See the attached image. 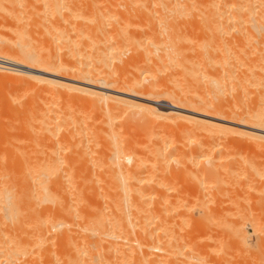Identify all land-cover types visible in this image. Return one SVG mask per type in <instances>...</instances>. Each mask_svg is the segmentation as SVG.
<instances>
[{
  "label": "bare ground",
  "instance_id": "6f19581e",
  "mask_svg": "<svg viewBox=\"0 0 264 264\" xmlns=\"http://www.w3.org/2000/svg\"><path fill=\"white\" fill-rule=\"evenodd\" d=\"M0 19L13 23L8 27L0 24L7 30L0 31V79L19 83L30 76L33 81H28L30 85L26 81L29 90L22 92L26 97L24 118L20 114L21 119L18 114L12 116L17 111L11 105L3 107L0 99V138L17 143L12 144L14 150L11 144L5 145L11 152L0 154V264H33L37 252L32 256L28 247L37 245L40 249H33L39 250L37 257L42 260L34 264H236L237 259L238 264H264V259L254 257L255 251L248 246L251 257L249 252L248 258L243 256L247 254L240 245L246 246L248 232L241 217L230 220L228 215L219 226L227 230L226 234L231 233L232 238L225 239L232 240V247L241 248L244 254L236 253L237 257H246H240L244 262L233 254L231 244L227 247L228 243H223L231 253L222 246V238L217 236H224V231L216 230L219 235L214 237V246L200 244L193 237L197 233L191 234L194 240L190 239L191 229L187 228L189 233L182 230L186 225H192L193 232L199 231L206 222L213 225L216 221L212 218L221 216L222 211L218 214L219 209L212 206L218 196L211 195L212 200L211 193L202 189L209 192L215 186L209 187V183L202 187L199 181L201 188L192 180L197 185L188 192L184 188L190 183L184 188V183H178L186 169L196 180L204 176L205 184L221 177L224 165L212 156L207 164L203 162L205 165L201 158L194 161L202 163L195 167L200 166L205 175L190 169L200 150L205 156L199 157H206L208 148L217 152L213 147L216 141L233 138L232 142L240 140V145L243 139L247 143L252 140V144L264 142V0H0ZM7 62L88 87L24 71L12 73L3 65ZM62 97L103 118L93 125L88 122L90 116L80 115L81 107L76 116V111L61 114L57 106ZM21 99L18 97V102ZM161 101L169 102L174 109L158 108L156 103ZM222 110L230 119H218L216 115H223ZM7 116L12 118L8 120ZM126 116L149 131L150 141L138 143L119 131L118 121ZM16 118L20 119L18 123ZM27 138H34V145L39 142L36 146L42 149V155L38 147L34 148L38 150L34 157L31 146H22L30 145ZM190 143L197 144L195 150ZM186 144L193 148L190 155L184 149ZM173 149L178 153L177 160L172 157ZM28 152L35 160L25 163L22 156ZM185 155L191 165L183 164ZM171 158L176 167L180 161L185 169L173 168ZM207 195L211 201L205 199ZM80 198L85 200L81 203ZM85 201L90 203L88 207ZM257 223L252 224L258 230ZM26 228H31L30 235ZM28 236L35 246L31 241L32 245H27ZM47 238L52 243L51 251H56L54 259L48 256ZM29 254L32 258L27 263Z\"/></svg>",
  "mask_w": 264,
  "mask_h": 264
},
{
  "label": "rangeland",
  "instance_id": "374dc122",
  "mask_svg": "<svg viewBox=\"0 0 264 264\" xmlns=\"http://www.w3.org/2000/svg\"><path fill=\"white\" fill-rule=\"evenodd\" d=\"M0 21H1L0 24L2 23V26H5V27H6L7 25H8V26L13 25V23L11 24V20H7V21H10V24H9L8 22H6L5 20H3V19H0ZM4 21H5L6 24L4 23ZM8 26H7V27H8ZM5 27H1V26H0V28H1L0 31H1L2 33H5V32L7 31V30L5 29ZM7 29H9V28H7ZM3 30H4V31H3ZM3 65H4V67L7 68V70H9L10 72L12 71V73L14 72V70H15V71L17 70V71H24V72H26V73H28V74H32V75L34 74V75L39 76V77H42V78H52V77H53V76H51V75H48V74H45V73L43 74L42 72H38V71H35V70H32V69H29V68H26V67H19V66L12 65L10 62H7L6 64H3ZM26 77H28V78H26L25 81H24V79H23V80H21V82L19 81V83H17V82H18L17 80H15V81H16V82H15L14 80H7V81H6V79H5V80L3 81V79H0V99H3V100H1V101L3 102L2 104H4L3 107L5 106V108L7 109V108H10V105H11V109L17 111V112H16L14 115H12V116H15L16 114H18L17 116H19L20 119H21V116H22L23 118H24V116H25V115H23V114H25L23 109L25 108L24 106L26 105V104H25V103H26V97H23V96H22V95H23L22 92L24 93V89H25V91H26V89L29 90V87H30V86L28 87V83H29V85H30V82H28V81L31 80V83L33 84L32 78H31L30 76H26ZM53 78H55V77H53ZM27 79H29V80H27ZM55 79L65 80V82H67V83H69V84H72V85H74V86L88 87L87 85H85V84H83V83H80V82H77V81H69L68 79H61V78H59V77H56ZM1 81H2V82H1ZM8 81H9V82H8ZM10 81H11V82H10ZM23 81H24L25 83H24ZM26 81H27L28 83H27ZM13 82H15V83H13ZM12 83H13V84H12ZM21 83H22V85H21ZM17 84H18L19 86H18ZM32 84H31V86H32ZM16 85H17V90H18L17 93H16V90H15ZM25 87H26V88H25ZM26 92H27V91H26ZM105 92H107V93H109V94H114V95H116V96H118V97H120V98H122V99H133L132 96H130V95H125V94H122V93H116V92H113V91H105ZM14 94H15V95H16V94H17V95L20 94V95L22 96V98H24L25 100L23 101V99H21V96H20V95H19V96H16L17 98H16V97H13V96H15ZM24 94H25V93H24ZM9 97H10V99L12 98L11 100H13V102H12L11 100L8 99ZM18 97H20V99H21L20 102H18ZM15 98H16V99H15ZM7 99H8V100H7ZM14 99H15V101H14ZM4 100H5V101H4ZM16 100H17V101H16ZM68 100H69V99H67L66 97H62V100H60V102H61V101L63 102V103H60V102H59L60 107H58L59 105L57 106L58 111H59L60 113H61V112H62V113H67V111H69L68 114H71L73 111H74V112L76 111V112L73 114L74 116H76V113H78V110L80 111V109H82V110H81L82 112H79L80 115H84V117H86V118H88V117L90 116V117L88 118V120L90 119L88 122L91 123V124H93V125H98V124H97L98 122H97V123H95V122H96V121H99L100 119L103 118V117L101 116L100 113H95V115H94V113H90L91 111H90L88 108H86V109H87V110H86L84 106H83V107H84V108H83L82 105H79V106H78L77 103H75V102H73V101H70V100L68 101ZM134 100H138V101L145 102L144 100H139L138 98H137V99L134 98ZM24 102H25V103H24ZM70 102H71V103H70ZM10 103H11V104H10ZM19 103H21V104H19ZM72 103H74V104L71 105ZM14 104H15V105H14ZM61 104H63L62 106H64V107H62ZM75 104H76V105H75ZM13 105H14V106H13ZM17 105H18V106H17ZM22 105H24V106H22ZM65 105H66V106H65ZM156 106H157L158 108L165 109V110H173V109H174L173 106H172L169 102L167 103L166 101L157 102V103H156ZM16 107H17V108H16ZM61 107H62V108H61ZM80 107H81V108H80ZM13 108H14V109H13ZM64 108H65V110H64ZM79 108H80V109H79ZM25 109H26V108H25ZM18 110H19V111H18ZM21 110H22V111H21ZM65 111H66V112H65ZM180 111H181V110H180ZM220 111H221V110H220ZM18 112H19V113H18ZM184 112H185V111H184ZM222 112H223V115H222V113L220 114L219 112H218V115H216V116L218 117V119H221V118H222V119H225V118H226V120L230 119V118L224 117V115L227 114V111H223V110H222ZM62 113H61V114H62ZM88 113H89L90 115H89ZM186 113H189V112H186ZM19 114H20L21 116H20ZM190 114H191V113H190ZM192 114H193V113H192ZM6 115H7V114H6ZM77 115H78V117H81V116H79V114H77ZM91 115H92V116H91ZM193 115H196V114H193ZM212 115H215V114H212ZM93 116H94L95 118H94ZM127 116H128V115H127ZM127 116H126V118H125V119H126L125 123H124V122H123V124L121 123V122L124 121L125 119H124V120L122 119V121H121V119H120V120L118 121V123H119V124H118L119 131L121 130V132H122L123 134L128 135V136H129L130 138H132V139L134 138L133 140H134V141H137L138 143L141 142V141H143V142H141V143H145V142L150 141L151 137L149 136V134H150L149 131H148L146 128H144V126L139 125L138 122H136V121H133V122L130 121V120L128 119ZM196 116H201L200 118H208V117H205V116H203V115H196ZM219 116H220V117H219ZM221 116H222V117H221ZM82 117H83V116H82ZM91 117H92V118H91ZM11 118H12V117H11ZM11 118H10V116H9V118H8V116L6 117V119H8V120L11 119ZM23 118H22V119H23ZM99 118H100V119H99ZM123 118H124V117H123ZM16 119H18V121L15 120V121H17V123H18L20 119H19V118H16ZM94 119H95V121H94ZM11 121L14 122L13 120H11ZM120 121H121V122H120ZM127 121H130V122L127 123ZM92 122H93V123H92ZM219 122H221V121H219ZM15 123H16V122H15ZM15 123H14V124H15ZM99 123H101V122H99ZM222 124H225V123H222ZM225 125H228V124H225ZM236 126H237V125H236ZM127 127H128L129 129H128ZM237 127L245 128V129H249V128L244 127V126H237ZM142 128H143V129H142ZM140 129H142L143 131H141ZM132 130H133V131H132ZM123 131H124V132H123ZM141 132H142V133H141ZM130 135H131V136H130ZM151 136H152V135H151ZM12 139H13V138H12ZM12 139H11V140H12ZM14 139H19V140H20V138H14ZM27 139H31V141H30V140H26V142L30 141V142L33 143V144L31 145V143L28 142V143H30V145H27V143L24 145V143H23L22 146H25V149L27 148L26 146H28V148L31 146V147L33 148V149H31V150L34 151V148H35V147H38V146H36V145H37V144L39 145V142H35L36 144L34 145V141H35L34 138H33V139H32V138H27ZM35 139H37V138H35ZM38 139H39V138H38ZM235 139L237 140V138H234V140H235ZM240 139H241V138H240ZM1 140H2L1 144L5 147V149L3 148V152H4V153H3V152H2V148H0V150H1V152H2V153H0V154H1V155H4L5 152H8V151H9V149L6 150V149H7L6 146H7V145H10V144H11V143H10L11 141H10L9 138H8V139L6 138V140H5V138H3V139L0 138V141H1ZM4 140H5V141H4ZM19 140H17V141H19ZM232 140H233V138H232ZM232 140H230V139L228 140L229 142L231 141V143H228V141L226 142L225 140H224V141L222 140V142L220 141L221 144H222L223 142H226L227 145H226L225 143H223V145H220V143L216 141V142L213 144V147H214V146L217 147V149H216L217 152L215 151V148H214L213 152H211L212 149H210V148H208V150H209L210 152H208V151H206V150H205V151L203 150V151L205 152V154H206V152H207V154H206V157H207V158H206V157H203V156H202V157H201V156H200V157L198 156V154H199V155H200V154H201V155L203 154V153L201 152L202 150H200V153H198V154L196 153V155H195V157H196L195 160H194V158H193V161H191V163L193 162L192 165L189 164V163H190V162H189L190 160L188 161V156H187V155H185L186 158H181V159L183 160V164H184V165L187 164V163L189 162L187 165H191V166H190V169H192L193 171H194V170H198L197 172H196V171H194V172H196L197 175H198V172H200L199 175H200V176H203L204 173L201 172V169H202V168L200 169V168H199L200 166H199L198 169H197L196 167H197L198 165L202 164L204 161H206V162H204V163L207 164V160H210V157L212 156L213 158H215V159L217 160L218 163H219V162H222V163H223L222 166L224 165V170H226V171L223 170V171H222L223 173L221 172L222 169L220 170V172H221V174H222V175L220 174V176H221V177H219L220 179H219L218 176H217V177H216L217 179L214 177V178H213L212 180H210V181L207 180V183L205 184V183H204V182H205V181H204L205 179L202 180V179L204 178V176H203L202 178L199 176L200 179H201V180H199L198 176L196 175V176H197V179H198V180H196V178L194 179V178L191 176V173H190L191 170L189 171V170L186 169V170H184V172H185V176H183V179L181 178L182 181H181V179H180V181H179L178 183H179V184H183V183H184V184H183L184 186L182 185L183 188L186 187L188 183H190V184H189L190 187H189V185H188V187L184 188V189L188 190V192H190V190L192 189L191 187H194V186L197 185V184H199L198 186H200L202 183L199 182V181H202V182H203L204 185L202 184V185H203L202 187H204L205 185H208V184L210 183V184H209L210 186L208 185L209 187H211V186L214 187V186H215V187H214V190L218 189V190H216V191L219 192L220 195H217V193H216L213 189H210L209 187H208V188L210 189V191L207 192V190H205V188H202V187L200 186V187L205 191L206 194L211 193V194H209L210 196L207 195V197H205V199L208 198V196H209L210 198H212L211 195H214V194H216V196H218V198L215 197L216 200H215L214 198H212V200L214 199V201H212V203H213L212 206H215V207H216L215 209H217V210L219 209L218 214L222 211V212H221V216L219 215L220 218L217 217V216H216V218H212V219H214V221H216L217 223H216V222H213V221H211V223L213 222V225H214V223H215V224H217V226H219V222H220L221 220H222V221L227 220L226 218H228V215H229L230 217H232V218L229 217L230 220L233 219V216H234L235 218H237V217H241L243 220H245V221H243V223L245 224V225H244V226H245L244 228H245V229L247 230V232H248V233H247V243H246V246H245V245H244V246L240 245V246H241V248L243 247V249H244V251L246 252L247 255H245L244 253H241V252H240V251H241V250H240V249H241L240 247H236V248H235V247L233 246V247H234V249H233L232 245H234V244H231V243H233V242H231L232 240H230V239L232 238V237L230 236L231 233L228 232V233H227L228 235H227V234H226L227 230H226V232H225V231H224L225 229H224L222 226L217 227V226H215V225L213 226L212 224H209L210 222H209V223L206 222V223L203 225V227H202L199 231H195V232H193V231H192V227H191L192 225H188V226L186 225V226L184 227V228H186V229H182V230H185V231H186L187 228H190L191 231H190V230H187V231H186V232H188V233H189V231H190V236H189L190 239H192V238H191V234H193V233H197V235H195V234L193 235V237L195 238V240H198L199 242H200V241L203 242V243L200 242V244L202 243V244H204V245L207 244V245H212V246H214V243H213V242H215V241H214V237H216V235H219V234H217L216 230L219 231L218 233H221V231H224V236H223V235H219V236H217V237H218V238H222V241H223V242H222L221 244H222L223 247H225V246H226L225 244H227V243H228V244H227V247H228L229 244H231V245H230V246H231L230 248L234 250V251H233V254H234L236 257H237V255H239V254L241 253V254H244L243 256H246V257L248 258V255L251 253V252H249L248 250L252 249V250H254L255 252H256V251L258 252V253H257V252H256V253L253 252L254 254L252 253V255H253L254 257H256V258L258 257L259 259H264V253H262V251L264 250V249H262V248L264 247V225H263V224H264V220H263V219H264V207H263V206H264V193H262V191H263L264 189H262V188H264V187L261 188V184H263L264 182H263V183L260 182L261 180L263 181L264 178L261 179L262 177H261V178L258 177V175H259V176L261 175L260 173H262V175L264 176V171H263V170H264V149H263V148H264V146H263V145H264V142H260V141L256 142V141H254L255 144H254V143L252 144V142H253L252 140H251V141L248 140V143H247V140L245 139V141H244V139H243V141L241 140V145H240V140H239V138H238L239 142L237 141L239 144H238L236 141L232 142ZM7 141H8V142L10 141V142L8 143ZM15 141H16V140H15ZM15 141L13 142V140H12V142H13L12 144H13V145L16 143ZM21 141L24 142V138H23V140H22V138H21ZM37 141H39V140H37ZM144 141H145V142H144ZM243 142H244V143L246 142L247 144H249V145L251 144V145L249 146V145H247V144L245 143L246 145H244V146H245V147H244V146H242V145L244 144ZM250 142H251V143H250ZM259 142H260L261 144H259ZM3 143H4V144H3ZM19 143H20V141L18 142V144H19ZM21 143H22V142H21ZM12 144H11V145H12ZM16 144H17V143H16ZM187 144H188V143H187ZM187 144H186V147H184V149H185V151L187 150L186 152H188L189 155H190V152L192 151L193 148L191 149V147L188 146ZM190 144H191V143H190ZM215 144H216V145H215ZM236 144H238L239 146H237ZM2 145H1V147H3ZM5 145H6V146H5ZM13 145L10 146V147H12V149L14 150V149H16V148H13V147H14ZM191 145H192V144H191ZM193 145H194V144H193ZM193 145H192V147H194V150H195V147L197 146V144H196L195 146H193ZM252 145H253V146H252ZM15 146H16V145H15ZM18 146H20V148H19V149H20V152H19V153L21 154V151H23V148H22L21 144L18 145ZM218 146H219V147H218ZM226 146H227V147H226ZM246 146H247V147H246ZM251 146H252L253 148H252ZM254 146H255V147H254ZM16 147H17V146H16ZM198 147H199V146H198ZM220 147H221V148H220ZM239 147H240V148H239ZM242 147H244V148H242ZM223 148H226V149H223ZM241 148H242V149H241ZM19 149H17V151H19ZM35 149H36V148H35ZM222 149H223L224 152L222 151ZM38 150H40V153H41L42 149H39V147H38ZM38 150H37V152H38ZM225 150H227V151H225ZM261 150H262V151H261ZM15 151H16V150H15ZM17 151H16V152H17ZM29 151H30V150H29ZM33 151H32V152H33ZM174 151H175V150L173 149L172 157H174V158L177 160V155H178V153H177L176 151H175V152H174ZM214 151H215V152H214ZM256 151H257V152H256ZM9 152H11V149H10ZM13 152H14V151H13ZM16 152H14V153H16ZM35 152H36V150L34 151V157H35V154H36V156H37V154H38L37 152H36V153H35ZM218 152H220V153H218ZM222 152H223V153H222ZM225 152H226L227 154H225ZM40 153H39L38 157L40 156ZM42 153H43V151H42ZM42 153H41V155H42ZM174 153H175V154H174ZM176 153H177V154H176ZM209 153H210L211 155H210ZM214 153H215V154H214ZM216 153H218V154H216ZM8 154H9V153H8ZM27 154L30 155L31 153L29 154V152H28V153H26L24 156H27ZM173 154H174L175 156H174ZM224 154H225V155H224ZM251 154L253 155V157H252ZM203 155H204V154H203ZM208 155H209V156H208ZM217 155H218V156H217ZM219 155L222 156L221 158H219V159H221L220 161L218 160ZM24 156H22V161L25 160V161H23V162H25V163L28 162V161H30V162L32 161V162H33V161L35 160V158L33 157V153L30 155V156H32V157H31L32 159L30 158V160H29V156H27V157H24ZM185 156H184V157H185ZM197 156H198V157H197ZM204 156H205V155H204ZM214 156H216V157H214ZM234 156H235V157H234ZM240 156H241V157H240ZM178 157H179V156H178ZM212 157H211V160L213 159ZM227 157H228V158H227ZM23 158H24V159H23ZM33 158H34V159H33ZM36 158H37V157H36ZM200 158H201V159H200ZM203 158H204V159H203ZM243 158H245V159H243ZM253 158H254V159H253ZM196 159H197V160H196ZM199 159H200V161L203 160L202 163H200V162H199L200 164H197V162L194 163V161H199ZM224 159H225L226 162L223 161ZM251 159H252V160H251ZM27 160H28V161H27ZM178 160H179V159H178ZM250 160H251V161H250ZM253 160H254V161H253ZM173 161H174V159H173ZM173 161H172V158H171V162L173 163L171 166H173V165L175 166V165H176V164H174V162L176 163V161H174V162H173ZM231 161L234 162V165H236V166L232 165V164H231V163H232ZM247 161H248V162H247ZM184 162H185V163H184ZM230 162H231V163H230ZM243 162H244V163H243ZM252 162L255 164V166H258V167L255 168V166H253ZM204 163H203V164H204ZM224 163L227 164V167H226V168H225L226 164H224ZM239 163H241V164H239ZM180 164H181V163H180V161H179V167H178V165H177V167H176V166H175V167H176V168H181V167H182V169H185V168H183L184 165H183V164L180 165ZM194 164H195V165H194ZM196 164H197V165H196ZM205 164H204V165H205ZM219 164H220V163H219ZM182 165H183V166H182ZM193 165H194V169H193ZM204 165H203L202 167H204ZM229 165H230V166L232 165V168L230 167V168L228 169ZM240 165H242L243 167L240 166ZM247 165H248V166H247ZM251 165H252L253 167H252ZM259 165H260V166H259ZM174 166H173V168H174ZM180 166H181V167H180ZM195 166H196V167H195ZM222 166H221V167H222ZM245 166H247V167H245ZM250 166H251V167H250ZM191 167H192V168H191ZM248 167H250V168H248ZM259 167H260V168H259ZM195 168H196V169H195ZM233 168H234V169H233ZM244 168H245V169H244ZM246 168H247V171H246ZM251 168H252V169H251ZM199 169H200V170H199ZM227 169H228V170H227ZM236 169H237L236 172L233 171V170H236ZM253 170H258V172L255 173V171H253ZM228 171L231 172V174H230V173L228 174ZM239 171H240V172H243V171H244V172H243V173H240L241 175L238 176V174H239L238 172H239ZM250 171L252 172L251 174H250ZM194 172H192V173H194ZM225 172H226V174H225ZM186 173H187L188 175H187ZM253 173H254V174H253ZM235 174H236V176H235ZM243 174H244L245 176H243ZM255 174H256V175H255ZM257 174H258V175H257ZM183 175H184V174H183ZM204 175H205V174H204ZM228 175L230 176V178L228 177ZM246 175H248V176H246ZM252 175H254V176L257 178L256 181H255V177H254V176L252 177ZM193 176H194V174H193ZM196 176H195V177H196ZM223 176H224V177L226 176L225 178H227V179H226L227 181H225V178L223 179ZM249 176H250V177H249ZM185 177H186V180H187V178L189 177V178H188V181L185 180ZM191 177H192L193 179H192ZM238 177H239V178H238ZM251 177H252V178H251ZM231 178H232V179H231ZM233 178H234V180H233ZM258 178H259V180H260V179H261V180L259 181ZM218 179H219V180H218ZM237 179H241V181L238 180V181H239V182H238ZM245 179H247V180H245ZM183 180H185V181H183ZM192 180H193L195 183H197V182H198V183H197V184H194ZM195 180H196V181H195ZM242 180H243V181H242ZM257 180H258V181H257ZM191 181H192V182H191ZM212 181H213V182H212ZM217 181H219V182H218V185H216V184H217V183H216ZM220 181H221L222 183H221ZM223 181H224L225 184L223 183ZM230 181H231V182H230ZM251 181H252V182H251ZM254 181H255L256 184H254ZM229 182L232 183V185H231ZM234 182H235V183H234ZM236 182H237V183H236ZM242 182L244 183L243 185H242ZM245 182H246V184H245ZM259 182H260V183H259ZM178 183H175V184H178ZM211 183H213L214 185L211 184ZM220 183H221V184H220ZM227 183H228V184H227ZM239 183H241V185H238ZM251 183H252V185H251ZM191 184H192L193 186H192ZM233 184H235V185H233ZM248 184H250V185H248ZM253 184H254V185H253ZM222 185H224V186H222ZM226 185H227V186H226ZM257 185H258V186H257ZM219 186H222V187L219 188ZM234 186H236V187H234ZM241 186H242V187H241ZM246 186H248V187L251 188V189L246 188ZM177 187H178V185H177ZM196 187H197V186H196ZM205 187H206V186H205ZM213 187H212V188H213ZM226 187H227V188H226ZM239 187H240V189H239ZM243 187H245V190L243 189ZM179 188H181L180 185H179ZM183 188H182V189H183ZM223 188H224V189H223ZM236 188H237V189H236ZM253 188H254V189H253ZM206 189H207V188H206ZM220 189H222V190L220 191ZM235 189H236L237 191H235ZM246 189H247V193L245 192ZM260 189H261V190H260ZM79 190H80V189H79ZM211 190H213L212 192H215V193L212 194ZM225 190H227V191H226L227 193L225 192ZM238 190H239V191H238ZM251 190H252L253 192H252ZM259 190H260V192H258V193H259V195H258L257 191H259ZM80 191H82V189H81ZM84 191H85V190H84ZM84 191H83V192H84ZM88 191H89V190H88ZM240 191H243L244 194H243V192L241 193ZM76 192L78 193L79 191L76 190ZM86 192H87V190H86ZM249 192H250V194H249ZM254 192L257 193V194H255ZM221 193H222V194H221ZM223 193H224V194H223ZM251 193H253V194H252L253 196H254V194H255L257 197H256V196H255V198L252 197ZM80 194H81V193H80ZM225 194L228 195L227 198H226ZM235 194H236V195H235ZM242 194H243V195H242ZM223 195L225 196V199H224V198L221 199L222 197H224ZM246 195H247V196H246ZM249 195H250V196H249ZM237 196H238V197H237ZM240 196H241V199H242L244 202H243L242 200H240V199L237 200ZM242 196H243V197H242ZM245 196H246V198H245ZM188 197H189V196H188ZM219 197H220V198H219ZM248 197H249V198H248ZM190 198H191V197H189L188 199L191 200ZM231 198H232V200H233L234 203L232 202ZM233 198H234V199H233ZM253 198H254V199H253ZM80 199H81V198H80ZM192 199H193V198H192ZM244 199H245V200H244ZM246 199H247V200H246ZM251 199H253V200H251ZM81 200H82V199H81ZM84 200H85V199H83V200L80 201V202L82 203ZM206 200H210V201H211V199H206ZM236 200H237V202H236ZM210 201H209V202H210ZM220 201H221V202H220ZM229 201H230V202H229ZM78 202H79V200H78ZM78 202H76V204H77ZM80 202H79L78 204H80ZM85 202H86V201H85ZM85 202H84V203H85ZM209 202H207V203H209ZM218 202H219V203H218ZM235 202H236V203H235ZM238 202H239V203H238ZM248 202L250 203V205L252 206V208L249 207L250 205L247 204ZM252 202H253V203H252ZM254 202H256V203H254ZM261 202H262V204H261ZM86 203H87V202H86ZM88 203H89V202H88ZM88 203H87V206H86V207H88ZM210 203H211V202H210ZM210 203H209L208 205H211ZM216 203H217V204H216ZM229 203L232 204L233 206L230 205ZM240 203H241V204H240ZM242 203H243V204H242ZM244 203H245L246 205H245ZM257 203L259 204V205H258L259 207L257 206ZM89 204H90V203H89ZM215 204H216V205H215ZM234 204L236 205V206H235L236 208H233V207H234ZM239 204H240L241 206H240ZM81 205H82V204H81ZM242 205H245V206H242ZM255 205H256L257 207H255ZM212 206H210V207H212ZM217 206H218V207H217ZM226 206H229V207L225 208ZM260 206H262V207H260ZM220 207H221V208H220ZM238 207L240 208V210H239ZM243 207H244V209H243ZM253 207L256 209V212H255V209H254ZM231 208H232V209H235V210H232ZM245 208H246V209H245ZM257 208H259L261 211H260L259 209H257ZM262 208H263V209H262ZM28 209H29V208H28ZM247 209H249L248 212H247ZM236 210H237L238 212L240 211L239 214H238V212L235 213ZM231 211H232V212H231ZM242 211H243V212H242ZM249 211H250V212H249ZM229 212H231V213L234 212L235 214L233 213V215L231 216V213H229ZM252 212H253V213H252ZM254 212H255V213H254ZM260 212H262V213H260ZM259 213H260V216H256V214L259 215ZM248 214H249V215H248ZM261 214H262V216H261ZM239 215H240V216H239ZM224 216H225V217H224ZM251 216H252V217H251ZM254 216H255V217H254ZM221 217H223L224 219L221 218ZM247 217H248V218H247ZM258 217H259V218H260V217H263V218H260V220H259ZM217 218H218V219H217ZM235 218H234V219H235ZM244 218H245V219H244ZM251 218H253V219H251ZM256 218H257L258 220H257ZM216 219H217L218 221H217ZM248 219H249L250 223H249ZM254 219H255V220H254ZM252 220H253V221H252ZM261 221L263 222V224H262ZM254 222H256V223H257V222L260 223V224L257 223V224H258L257 226L259 227V228L257 227L258 230L255 229L254 227H256V226L252 224V223H254ZM220 223H221V222H220ZM207 224H208V225H207ZM28 225H29V224H28ZM43 225H44V224H43ZM206 225H207V228H206ZM211 225H212V228L214 227L213 229H212L211 227H210V228L208 227V226H211ZM252 225H253V226H252ZM29 226H30V225H29ZM27 227H28V226H27ZM203 228H206V229H203ZM252 228H254V230H253ZM30 229H31V228H26V230H27V234H28V235H30V233L28 232V231H30ZM214 229H215V232H216V233L213 232ZM205 230H206L207 232H206ZM260 230H261V231H260ZM185 231H184V232H185ZM262 231H263V233H262ZM212 232H213V233H212ZM257 232H258V233H257ZM205 233H206V234H205ZM209 233H210V234L212 233V234L210 235ZM27 234H26V236H27ZM259 234H260L261 237L259 236ZM262 234H263V237H262ZM248 235H249V237H248ZM49 236H50V240H51V237H52V236H51V235H49ZM196 236H197L198 238H197ZM221 236H222V237H221ZM225 236H226V237H225ZM256 236H258V237L256 238ZM28 237H29V238H28ZM28 237H27V239L29 240V243H28V240L26 241V243H27L28 246H31V245H32L31 242H33V241H31V240H34V239H33V238L30 239L32 236H31V237L28 236ZM229 237H230V239H229V241H227L225 238L228 239ZM25 238H26V237H25ZM207 238L210 239V240H208ZM248 238H249V239H248ZM224 239H225V241H224ZM256 239H259V241L256 240ZM46 240H47L46 244L49 243V244H47V245H49V248H50L49 250L51 251V248H52V247H51L50 244H52V243L49 241V238L45 239V241H46ZM192 240H194V239H192ZM207 240H208L209 242H208ZM211 240H212V241H211ZM249 240H250V241H249ZM261 240H263V241H261ZM30 241H31V242H30ZM257 241H258V242H257ZM260 241H261V242H260ZM229 242H231V243H229ZM30 243H31V244H30ZM208 243H209V244H208ZM212 243H213V244H212ZM223 243H225V244H223ZM248 243H249V244H248ZM250 243H251V245H250ZM258 243H259V244H258ZM261 243L263 244V246H262ZM29 244H30V245H29ZM197 244H198V242H197ZM33 245L35 246V243H34V242H33ZM249 245H250V246H249ZM258 245H259V246H258ZM220 246H221V245H220ZM235 246H236V245H235ZM247 246L250 247V249H249ZM260 246H261V248H260ZM37 247H39V245H37L36 247H33V248L36 249ZM246 247H247V248H246ZM251 247H252V248H251ZM258 247H259V248H258ZM33 248H29V247H28V249H30V250H28V251L32 252V253H30V252H29V253L32 255L33 253L35 254V253L37 252V255H39V254H38V251H39V250L37 251V250H34ZM53 248H54V247H53ZM57 248H58V247H57ZM225 248H226V247H225ZM230 248H226V249H228L229 252L231 253ZM237 248H239V249H237ZM31 249H32V250H31ZM38 249H40V247H39ZM63 249H64L65 251L68 250V249H65V248H63ZM243 249H242V250H243ZM245 249H247V251H246ZM33 250H34V251H33ZM61 250H62V247H61ZM64 250H62V251H64ZM238 251H239L240 253H239ZM244 251H243V252H244ZM250 251H251V250H250ZM260 251H261V252H260ZM52 252H54L53 249H52L51 253H49V251H48V254H49L48 256L51 255V257H52V256L54 257L53 254H56V251H55L54 253H52ZM58 252H59V251H58ZM236 252H238L239 254L236 253ZM247 252H249V254H248ZM259 252H260V253H259ZM263 252H264V251H263ZM30 254L27 255L28 258H29V257L32 258V256L34 255V254H33L32 256H30ZM256 254H258V255H256ZM37 255L35 254L36 257H37ZM234 255H233V257H235ZM255 255H256V256H255ZM35 256L32 258V259H35V261H37V260H38V261H39V260L41 261V260H42V259H40L41 257H39V258L37 257V258H38V259H37ZM39 256H40V255H39ZM243 256L240 255V256H238V257L240 258V257H243ZM253 256H252V257H253ZM53 257H52L51 259H54ZM238 257H237V258H238ZM246 257H243V258L245 259ZM250 257H251V254L249 255V258H250ZM254 257H253V258H254ZM262 257H263V258H262ZM30 258L27 259V261H28L27 263H30V262H29V261H31ZM243 258H240V261H241V262H244ZM238 260H239V259H237L236 264L240 263ZM242 260H243V261H242ZM32 261H33V260H32ZM35 261H33V264H34ZM235 261H236V258H235ZM211 262H212V261H211ZM211 262H209V263H207V264H210ZM38 263L40 264V262H38ZM38 263H37V264H38ZM31 264H32V262H31ZM211 264H214V262L211 263ZM234 264H235V263H234ZM241 264H242V263H241Z\"/></svg>",
  "mask_w": 264,
  "mask_h": 264
}]
</instances>
